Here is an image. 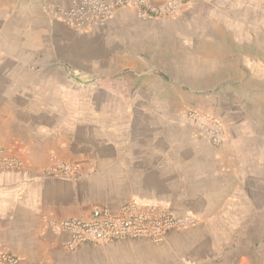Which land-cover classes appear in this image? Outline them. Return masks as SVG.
Returning a JSON list of instances; mask_svg holds the SVG:
<instances>
[{
    "label": "crops",
    "instance_id": "obj_1",
    "mask_svg": "<svg viewBox=\"0 0 264 264\" xmlns=\"http://www.w3.org/2000/svg\"><path fill=\"white\" fill-rule=\"evenodd\" d=\"M70 1H0L1 27L8 31L12 17L16 30L30 31L36 40L14 35L12 49L0 55V146L23 160L20 168L0 170V248L17 255L19 264H102L99 247L66 249L67 236L50 224L85 216L94 205L116 208L134 199L195 216L194 227L158 243L169 259L214 255L215 249H204L208 231L261 207L253 153L241 161L229 136L213 145L157 128L151 133L148 120L135 118L143 104L120 97L112 81L120 73L117 57L91 49L100 31L139 16L122 9L81 32L50 9ZM64 64L78 75H67ZM86 77L97 81L85 84ZM53 160L78 162L80 169L71 178L48 176ZM131 245L141 253L154 248L149 242Z\"/></svg>",
    "mask_w": 264,
    "mask_h": 264
},
{
    "label": "rangeland",
    "instance_id": "obj_2",
    "mask_svg": "<svg viewBox=\"0 0 264 264\" xmlns=\"http://www.w3.org/2000/svg\"><path fill=\"white\" fill-rule=\"evenodd\" d=\"M7 21L8 31L0 25V55L12 49L14 35L22 42H36L32 32L15 29L12 17ZM91 49L102 55L112 51L117 57L120 73L112 81L121 90L120 97L143 104V110L134 111L135 118L148 120L151 133L157 128L167 136L206 140L182 121L185 110L197 109L221 121L223 141L231 138L241 161L253 153L261 177L259 211L247 213L246 208L208 231L204 249H215L214 255L204 254L193 262L174 260L158 244L165 240H124L91 245L99 247L102 264H264V0L196 3L175 19L143 20L134 15L96 34ZM62 68L72 78L78 75L71 65ZM135 242H149L157 249L134 251Z\"/></svg>",
    "mask_w": 264,
    "mask_h": 264
},
{
    "label": "built area",
    "instance_id": "obj_3",
    "mask_svg": "<svg viewBox=\"0 0 264 264\" xmlns=\"http://www.w3.org/2000/svg\"><path fill=\"white\" fill-rule=\"evenodd\" d=\"M214 0H71L69 6L51 4L50 9L64 23L85 32L101 25L119 10L131 9L143 20L175 19L187 12L196 3ZM182 121L198 129L211 144H219L225 136L224 126L215 117L205 116L197 109L189 108L182 114ZM23 160L0 146V170L17 169ZM80 169L78 162L53 160L46 169L48 176L74 177ZM192 213H176L160 204L128 200L114 208L94 205L85 216L68 217L53 221L50 225L67 237L66 249L81 245H101L124 240H147L162 242L173 232L186 230L196 225ZM14 253L0 248V264H19Z\"/></svg>",
    "mask_w": 264,
    "mask_h": 264
}]
</instances>
